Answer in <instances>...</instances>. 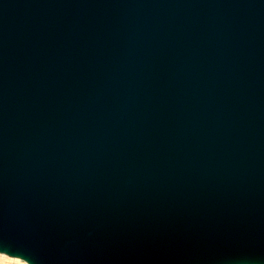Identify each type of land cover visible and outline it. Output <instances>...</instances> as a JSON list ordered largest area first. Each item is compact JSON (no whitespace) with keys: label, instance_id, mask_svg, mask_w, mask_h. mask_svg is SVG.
<instances>
[{"label":"water","instance_id":"water-1","mask_svg":"<svg viewBox=\"0 0 264 264\" xmlns=\"http://www.w3.org/2000/svg\"><path fill=\"white\" fill-rule=\"evenodd\" d=\"M0 254L264 260V0H0Z\"/></svg>","mask_w":264,"mask_h":264},{"label":"bare ground","instance_id":"bare-ground-1","mask_svg":"<svg viewBox=\"0 0 264 264\" xmlns=\"http://www.w3.org/2000/svg\"><path fill=\"white\" fill-rule=\"evenodd\" d=\"M1 255V254H0ZM240 256V255H239ZM243 256V255H242ZM0 257H2L3 259H5V258H7V256H5V255H1ZM238 257V256H237ZM233 258V257H232ZM232 258H230V259H232ZM15 260H17V261H15L17 264H19V258L18 259H16V258H14ZM224 259V258H223ZM230 259H227V261L226 260H224V262H221V264H264V260L263 259H261V260H259L260 258H258V259H252V258H239V259H235V260H230ZM219 261V260H218ZM220 262V261H219ZM25 263V262H24ZM0 264H5L4 262H2V261H0ZM25 264H27V263H25Z\"/></svg>","mask_w":264,"mask_h":264},{"label":"rangeland","instance_id":"rangeland-1","mask_svg":"<svg viewBox=\"0 0 264 264\" xmlns=\"http://www.w3.org/2000/svg\"><path fill=\"white\" fill-rule=\"evenodd\" d=\"M1 256V255H0ZM17 259V258H16ZM20 260V259H19ZM0 261H2V262H4L5 264H17L15 261H17V260H15L14 258H11V257H8L7 256V258H5V259H3L2 257H0ZM25 261H23V260H20L19 261V264H25L24 263Z\"/></svg>","mask_w":264,"mask_h":264}]
</instances>
